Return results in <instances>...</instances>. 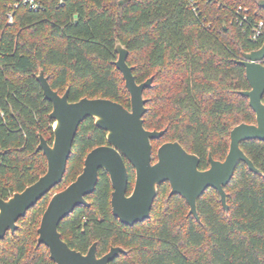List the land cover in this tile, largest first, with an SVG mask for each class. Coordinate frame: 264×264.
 <instances>
[{
	"label": "trees",
	"instance_id": "1",
	"mask_svg": "<svg viewBox=\"0 0 264 264\" xmlns=\"http://www.w3.org/2000/svg\"><path fill=\"white\" fill-rule=\"evenodd\" d=\"M39 1L42 9L34 11L0 0V199L46 172V159L36 148L39 135L52 143V106L36 81L39 70L58 94L68 89L70 102L100 98L130 108L114 66L117 42L128 51L137 84L153 77L143 92V126L164 133L151 141L152 162L156 146L177 141L199 158V170H206L209 153L214 160L225 158L233 127L255 123L248 99L238 94L249 85L235 61L264 43V25L257 40L249 37L253 24H264L256 0ZM239 7L246 10L242 23ZM106 144L105 131L92 118L80 124L62 181L0 240V264H54L48 249L37 246L42 214L51 196L81 173L86 155ZM240 148L261 175L237 165L224 188L228 214L208 188L197 200L196 221L184 199L169 197V184L163 183L150 217L127 227L112 216L111 184L100 171L94 192L85 198L89 206L61 221L62 240L82 254L96 243L98 257L122 248L126 253L110 264H264V142L245 141ZM125 165L129 194L135 174Z\"/></svg>",
	"mask_w": 264,
	"mask_h": 264
},
{
	"label": "water",
	"instance_id": "2",
	"mask_svg": "<svg viewBox=\"0 0 264 264\" xmlns=\"http://www.w3.org/2000/svg\"><path fill=\"white\" fill-rule=\"evenodd\" d=\"M256 4L264 9V0H256ZM114 50L117 54L114 66L122 75L130 108L100 98H81L70 102L68 89L58 94L51 88L43 71L39 70L36 81L44 99L52 106L49 114V119L53 121L52 143L49 145L39 135L36 148L46 159V172L21 192L0 199L2 240L7 232L14 233L17 222L27 211L62 181L80 124L92 118L94 125L105 131L107 144L92 149L86 155L81 173L68 186L51 196L40 219L37 246L44 245L48 249L49 258L54 264H110L119 254L126 253L120 247H111L106 254L98 257L96 243H93L82 254L69 248L58 231L66 216L79 206H89L85 198L94 192L100 171L107 174L111 184L112 216L127 227H133L150 217L157 188L163 183L169 184V197L178 195L184 199L189 207L188 214L199 221L196 203L208 188L218 193L222 208L228 214L224 188L231 181L239 163H244L249 171L261 175L241 150L240 144L245 141L264 142V43L257 50L242 53L235 61L244 68L249 85V90L239 91L238 94L248 99L255 123L233 127L225 158L222 161L214 160L209 153V167L206 170H199V158L185 151L177 141L161 144L156 151V161L152 162L151 141L161 138L164 133L148 131L143 126L146 112L143 92L150 88L153 77L137 84L132 68L127 64L126 48L117 42ZM125 161L132 166L135 174L129 194Z\"/></svg>",
	"mask_w": 264,
	"mask_h": 264
},
{
	"label": "built area",
	"instance_id": "3",
	"mask_svg": "<svg viewBox=\"0 0 264 264\" xmlns=\"http://www.w3.org/2000/svg\"><path fill=\"white\" fill-rule=\"evenodd\" d=\"M57 2H58V5H63L64 0H57ZM19 6H23L29 10H34V11L42 9V4L39 0H15L13 7L17 8ZM193 11L196 12V9L194 7H193ZM236 13L238 15L242 14L241 23L247 20L246 19L247 16L245 15L246 13L245 9L241 10V8L239 7ZM8 17H9V20H11L10 14H8ZM263 25H264L263 21L261 20L252 25L251 32L249 34L250 39L257 40L261 36L262 31H263Z\"/></svg>",
	"mask_w": 264,
	"mask_h": 264
},
{
	"label": "rangeland",
	"instance_id": "4",
	"mask_svg": "<svg viewBox=\"0 0 264 264\" xmlns=\"http://www.w3.org/2000/svg\"><path fill=\"white\" fill-rule=\"evenodd\" d=\"M159 147V145L158 146H156V148L155 149H157Z\"/></svg>",
	"mask_w": 264,
	"mask_h": 264
}]
</instances>
